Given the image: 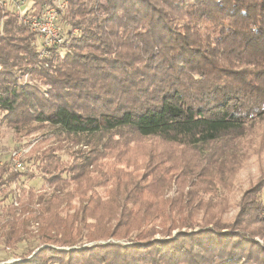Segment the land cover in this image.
Returning <instances> with one entry per match:
<instances>
[{
  "label": "trees",
  "instance_id": "16d2710c",
  "mask_svg": "<svg viewBox=\"0 0 264 264\" xmlns=\"http://www.w3.org/2000/svg\"><path fill=\"white\" fill-rule=\"evenodd\" d=\"M23 1L24 18L50 2ZM24 18L0 5V124L52 137L25 170L0 166L1 246L38 242L0 264H264L263 177L223 222L219 194L166 203L173 180L193 176L186 159L126 160L122 142L134 133L223 157L264 122V0H69L63 30L80 34L65 31L45 59ZM27 73L47 89L22 85ZM36 177L42 189H19ZM195 201L217 219L196 221Z\"/></svg>",
  "mask_w": 264,
  "mask_h": 264
},
{
  "label": "rangeland",
  "instance_id": "374dc122",
  "mask_svg": "<svg viewBox=\"0 0 264 264\" xmlns=\"http://www.w3.org/2000/svg\"><path fill=\"white\" fill-rule=\"evenodd\" d=\"M21 1L0 0V5L4 8L9 7L10 9L15 10L18 15L24 18L25 12L31 8L33 1H24V3ZM55 1L56 0H50L49 3H44L43 5L36 7L33 14H37L42 9L54 6ZM68 4L69 0L65 7L66 10ZM66 10L61 19L62 26L64 25L63 18L65 17ZM65 28V31L71 32L72 36L80 34L78 30L69 28L68 26ZM74 31H77V33ZM32 34L34 38L33 43L36 46H40L42 42H40L39 38L33 32ZM26 84L29 85L28 87L47 89L46 86L35 81L34 75H31L30 73H27L26 77L23 79L22 85ZM50 132V129L45 130L38 128L18 139L13 130L5 124H0V166L10 162L11 153L20 146V144H27L32 149L35 146H38L41 141L43 142L44 137H52V133ZM48 133L50 134L48 135ZM122 142H124L125 146L128 148L126 153V156L128 157L126 160H134V158L137 157V160H141V163L144 164L155 152L158 153L161 158L170 157L171 160L181 157L182 160L186 159L190 164L189 167L193 169V171H190V175L193 176L189 178V180H186V182H182L181 177L177 179L175 178L171 185H169L170 189L165 193L164 197L166 203L170 200L176 199L177 196L181 195L183 192L185 194L190 192L192 189H197L199 195L205 200H207L209 196L205 197L204 195L219 194L221 195L220 197L227 200L225 206L221 205L222 208L225 207L224 210L219 211L220 221L223 222L232 221L236 218L239 211L237 204L241 201L245 191L257 183L262 177L264 178V122L258 123L250 128L242 139H235L232 143L233 147L231 150L228 149L226 153L223 154V157L211 153V150L208 149H206L208 155H192L182 147H170L167 144L162 143L159 139L142 138L134 133L126 134L122 139ZM122 146L123 145H120L116 152L121 151L120 148ZM82 150H86V147H82ZM62 155L66 160L67 156L64 154ZM199 172H202L204 177H198L197 175ZM144 178L149 182L153 177L150 173L149 175H145ZM43 184L44 181L41 177H36L32 180L22 179L19 184V189L31 188L34 191H39L42 189ZM203 193L207 194L203 195ZM10 202L11 201L7 202V204ZM75 202L78 204V201ZM75 202H73V206L75 205ZM196 204V201L195 203L192 202V207H194L192 211L197 219L196 221H214L217 219V215H212V213H215V209L210 207L211 205L209 203L203 205L197 204V206ZM4 206L5 205L2 207ZM72 212L73 211H71V213ZM262 217L264 219V213L262 214ZM174 234H176V232ZM1 245L2 244L0 243V246ZM37 246L38 242L35 237L27 238L18 245L16 250H8L5 249L4 246H1L0 261L7 260L8 262L13 260L15 257L23 255Z\"/></svg>",
  "mask_w": 264,
  "mask_h": 264
},
{
  "label": "built area",
  "instance_id": "2783aa9c",
  "mask_svg": "<svg viewBox=\"0 0 264 264\" xmlns=\"http://www.w3.org/2000/svg\"><path fill=\"white\" fill-rule=\"evenodd\" d=\"M67 1L68 0H56L54 6L42 9L37 14H32L23 19L31 32L42 42L40 46L37 45L41 52V59H45L49 56V49L62 46L67 42V34L63 30L61 23L62 16L66 10ZM21 2L24 3V1ZM74 32L77 33V31ZM30 150L31 147L27 144H20V146L11 153L10 164L15 170H25V159ZM15 261L16 260H10L7 263H13Z\"/></svg>",
  "mask_w": 264,
  "mask_h": 264
}]
</instances>
